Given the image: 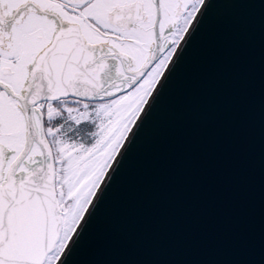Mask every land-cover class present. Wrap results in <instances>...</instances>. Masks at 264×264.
<instances>
[{"label":"snow or ice","instance_id":"snow-or-ice-1","mask_svg":"<svg viewBox=\"0 0 264 264\" xmlns=\"http://www.w3.org/2000/svg\"><path fill=\"white\" fill-rule=\"evenodd\" d=\"M208 0H0V264H69Z\"/></svg>","mask_w":264,"mask_h":264},{"label":"water","instance_id":"water-1","mask_svg":"<svg viewBox=\"0 0 264 264\" xmlns=\"http://www.w3.org/2000/svg\"><path fill=\"white\" fill-rule=\"evenodd\" d=\"M208 3L69 264H264V0Z\"/></svg>","mask_w":264,"mask_h":264}]
</instances>
